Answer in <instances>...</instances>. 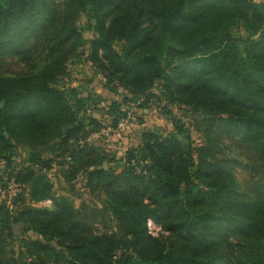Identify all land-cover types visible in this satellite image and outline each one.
<instances>
[{"label": "trees", "instance_id": "trees-1", "mask_svg": "<svg viewBox=\"0 0 264 264\" xmlns=\"http://www.w3.org/2000/svg\"><path fill=\"white\" fill-rule=\"evenodd\" d=\"M83 15L93 23L89 58L128 89L124 101L145 107L165 98L191 106L202 114L196 123L203 143L182 127L169 134L142 128L121 165L108 169L96 146L81 145L104 127L61 86L69 59L85 44ZM35 55L42 57L26 71H2L9 56L28 61ZM112 105L108 114L116 128L127 112ZM49 138L58 139L59 156L78 161L75 170L83 169L92 190L106 194L102 207L87 211L86 202L76 208L68 196L54 195L48 174L57 155L35 153L25 165L13 159L17 143L35 148ZM235 141L256 162L246 193L234 169ZM2 161L0 191L9 193L13 185L20 192L11 202L0 200V264H264L260 4L0 0ZM46 199L52 207L35 205ZM150 220L169 233L168 244L151 233ZM21 221L24 233L16 234L13 224Z\"/></svg>", "mask_w": 264, "mask_h": 264}, {"label": "rangeland", "instance_id": "rangeland-1", "mask_svg": "<svg viewBox=\"0 0 264 264\" xmlns=\"http://www.w3.org/2000/svg\"><path fill=\"white\" fill-rule=\"evenodd\" d=\"M260 4L264 11V0H254ZM85 37V44L79 47L77 53L68 61V68L65 79L61 82V86L68 98L73 101L83 100L85 107L89 109V113L101 120L104 127L101 132L91 135L84 141H80L81 145L92 144L104 156L103 167L108 169L109 166H120L127 150L130 146L139 142V130L142 128L157 131L162 134L178 132L182 127L189 136L197 142L203 143L204 136L197 128V119L201 116V112L195 111L191 106L170 103L167 99H155L149 101L145 107H140L133 102H125V98L131 96L127 88L122 86L118 81L110 80L104 76V73L93 64L89 58L90 43L94 38L93 23L86 15H83L79 24ZM41 55H35L33 59L26 60L22 57L9 56L3 62L2 71L6 73H19L26 71L32 64H36ZM31 62V63H30ZM36 62V63H35ZM30 63V64H29ZM118 102L121 104V110L127 112V117L123 118L116 128L111 124V116L108 110L112 108V104ZM117 107V106H116ZM182 137L181 134H179ZM47 140L45 143L33 148L25 141L17 143L13 148V159L19 164H28L31 157L35 153H39L43 158L57 155L56 164L53 169L49 170V177L54 185V195L68 196L79 208L81 203L86 202V207L90 211L94 207H102L106 194L102 190L94 191L88 185L87 178L83 169L75 170L78 161L59 156L58 139ZM78 149L81 147L77 146ZM232 153L237 155L239 162L234 164V169L240 181L243 193L248 192L256 179L255 167L256 162L251 157L252 153L248 148L239 141L233 143ZM114 159L109 162V160ZM71 162V163H70ZM80 166V165H79ZM7 168L5 161L0 162V174ZM6 174V173H5ZM9 193L0 191V200L5 198L9 202L20 192L10 186ZM39 207H52L53 200L46 199L35 203ZM85 212V211H84ZM100 218V215L97 216ZM96 225L103 230V224L99 222ZM150 231L153 235L160 237L166 244L169 242V233L164 231L160 225L152 220L148 223ZM112 230L118 229V223L112 221ZM18 234L24 233L21 226ZM18 246H19V242Z\"/></svg>", "mask_w": 264, "mask_h": 264}, {"label": "water", "instance_id": "water-1", "mask_svg": "<svg viewBox=\"0 0 264 264\" xmlns=\"http://www.w3.org/2000/svg\"><path fill=\"white\" fill-rule=\"evenodd\" d=\"M21 226H24V222H16V223H14L13 224V230H14V232L16 233V234H18V232H19V228L21 227Z\"/></svg>", "mask_w": 264, "mask_h": 264}]
</instances>
